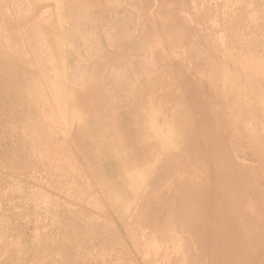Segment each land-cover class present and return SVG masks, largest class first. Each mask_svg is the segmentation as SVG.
I'll use <instances>...</instances> for the list:
<instances>
[{"label":"rangeland","instance_id":"obj_1","mask_svg":"<svg viewBox=\"0 0 264 264\" xmlns=\"http://www.w3.org/2000/svg\"><path fill=\"white\" fill-rule=\"evenodd\" d=\"M114 4L137 45L125 47L120 60L107 47L82 53L105 30L90 26L92 18ZM102 54L132 69L134 87L154 91L147 109L129 113L124 125L130 140H141L129 151L150 150L143 171H126L125 187L113 154L100 149L99 127L84 133L90 159L76 146L84 123L73 101L78 81H68L66 66L87 78L75 64L102 61ZM103 89L102 81L92 88ZM202 108L212 122L207 137L227 153L217 163L201 162L196 148ZM241 133L264 152V0H0V264H226L211 225L198 231L174 217L188 218L185 207L225 185L245 200L222 214L247 211L242 224H264L256 206L262 189L231 186L243 178L230 144ZM245 151L255 159L253 148ZM189 165L198 168L190 173ZM218 170L230 175L215 185ZM249 171L264 176V166ZM262 227L252 257L240 264L264 263Z\"/></svg>","mask_w":264,"mask_h":264},{"label":"bare ground","instance_id":"obj_2","mask_svg":"<svg viewBox=\"0 0 264 264\" xmlns=\"http://www.w3.org/2000/svg\"><path fill=\"white\" fill-rule=\"evenodd\" d=\"M90 5L91 4L88 2L84 4V7L86 9H90ZM91 22L92 25L90 26L95 25L97 27L99 26V23L103 24L102 26L105 29L103 30V33L107 35V38L106 40H104L103 43L107 47V51L109 55L116 58V60L122 59L123 50L125 47H128L129 45L132 46L137 45V41H135L133 38V29L130 27L131 24L129 25L130 21L125 16L120 14L118 4H114V6L110 9L104 7L100 8L98 13L96 14V18H92ZM90 26L89 28L91 29ZM111 56H105V58L102 61L99 60L98 62L95 63L78 62L75 64V68H82L85 74L87 75L86 78L87 81H85L86 83L83 84L84 86L78 82L77 87H75L74 91H72L73 101L78 106V109L80 111V117L82 118L84 123L82 125L83 132L81 134L84 139H80L83 140L84 142H82L81 144H76V146L78 147L79 150H81L83 154H85L90 159L92 152L89 150V145H85L87 142L85 136L87 134L84 133L89 131L91 127L92 128L99 127L104 137L103 142L105 141L104 142L105 145H102L100 149L106 150L107 152L106 151L105 152L106 154H109V156L110 155L112 156L113 154L114 158H109V159H113L115 161L118 168L116 170L119 175L116 177L120 178L119 180L122 182L121 186L125 187L127 185L130 186L129 181L126 180L125 173H127L130 170L133 175H136L139 173L138 171H143L144 166L148 162V156L150 155V150H145L142 152L141 150L129 151L128 149L131 148L132 144L134 145L136 141L140 142L141 140L138 137L135 138L136 140H133V138L132 140H130V138H128L125 135L124 125L129 121L128 115L132 111H135L136 114L143 113V110L146 108V106H143V104L147 101L146 100L147 98H151L154 91L152 89L148 91L147 89H143L144 92H142L141 89L134 87V79L136 77L131 71L128 70L129 67H127V65L122 67L114 65V63L116 62L113 63V59H111ZM101 75H103V77L100 79L99 77ZM101 81L102 83L105 84L106 89H103L102 92H98V93L97 91L92 90V88L96 84H100ZM59 95H60L59 91H56L57 98L60 97ZM160 97L165 99L163 95H161ZM198 115L200 117L199 118L200 129L199 132H197V134L199 135L200 133L201 139H200V143L196 144V148L197 150L199 149L201 162L205 161L206 158L209 157L210 160H212V162L217 163L220 159H225L227 157V153L223 150L215 151L217 146L219 145L217 140L214 139L213 137L214 135L207 137L206 133L208 132V130L211 129L212 122H210L208 117L206 116L204 108L199 110ZM186 132L187 129H184L182 131V135H184ZM247 138L248 137H245L241 133V135L238 134L237 136H235V139H233L230 142L234 150L232 151V155L235 156V158L239 162L237 164V170L239 171L241 176H243L242 179L234 180L233 183L231 182V186H234V188L237 189V188H243V186L245 185L249 187L251 192L256 191L258 188H261L262 194L258 197L257 200L258 202L256 203V206H257V212L262 213L264 212V206L261 203L262 202L261 200L264 198V176L263 174L260 173L256 175L253 174L250 175L249 170L260 167L262 168L264 166V152L262 153L261 151H259L258 148L259 146H257L256 142ZM223 145L225 146L226 144L223 143ZM246 148H250V149L253 148L255 159L250 158L249 153L248 154L246 153L245 155L244 152H246L245 151ZM251 159H253V161L249 163H254V164H247L248 163L247 161ZM204 164L205 167H207V164L206 163ZM210 165H214V164L211 163ZM107 167H108L107 165L104 166V169L107 170ZM197 168L198 167H196L195 165H189L186 170L190 173H193ZM228 175L230 174L227 170H220V171L218 170L214 175L213 183L215 185L220 184L223 180L226 179ZM190 181H191V185L196 186L197 180H190ZM219 190L218 191L216 190V192H212V193L208 192L206 194H203L204 196L200 200L201 201L200 205L197 206L193 204L191 207H185V210L187 211L188 214V218L186 217L184 219H179L178 217H174L177 218L175 224L177 225L186 224V226H194L198 229V231L200 230L205 231L203 227L206 226V224H209V226L211 225L210 228L211 227L213 228L212 229L213 233L216 232L215 234L218 235L217 237L219 238L218 241L220 242L221 252L224 254L225 257L228 258L226 259L227 260L226 264H240V260H242L243 258L247 257V259H249L252 257L253 246H257L258 242L261 240L262 231L260 230L263 229L262 226H264V224H259L255 226H250L249 224H242L246 219L245 216L247 214V211L246 213H240L236 215L231 214V216H226L222 214V210L225 207H232L233 205L241 204V202H243L245 198L243 196L231 195V193L228 190H226L225 185H223V188ZM200 192L201 190L195 189V191L190 193V195L194 199H196ZM213 199L214 201L211 202V200ZM208 200L210 202H208ZM183 203L184 202H178L177 205ZM194 210H197V212H199L198 210H200V214L204 213V216L194 215L193 213ZM189 214L190 215L193 214V215L190 216ZM209 220L210 223H208ZM223 221H225L226 224H221ZM260 227L262 229H260ZM252 234L254 238L253 241L250 242L249 237ZM196 235L200 237L199 238L200 240L201 232L200 234H196ZM262 251H264V247L262 248ZM190 261L192 262V260ZM262 262H264V257Z\"/></svg>","mask_w":264,"mask_h":264},{"label":"crops","instance_id":"obj_3","mask_svg":"<svg viewBox=\"0 0 264 264\" xmlns=\"http://www.w3.org/2000/svg\"><path fill=\"white\" fill-rule=\"evenodd\" d=\"M81 28H84V27H80L79 29H81ZM80 31V30H79ZM101 35V36H100ZM112 36V35H111ZM97 37H99V39H101V47H99L98 45L96 46L95 45V43H96V38ZM82 38H83V35H82ZM106 38H107V35L105 34V33H102V34H99V35H97V34H94V35H92V37L91 38H89V40H90V43H87V46H84V47H82V48H84V49H82V53L84 52L85 53V51H87L88 52V50L87 49H91L92 51H93V53H96V54H100V53H98V52H104L105 51V48H106V46L104 45V40H106ZM84 44V43H83ZM98 51V52H97ZM91 52V51H90ZM105 53V52H104ZM73 54V57H74V53H72ZM70 55L71 54H69V58H70ZM103 55V57L105 58V54H102ZM96 58V57H95ZM72 59V58H71ZM96 61V60H95ZM97 62V61H96ZM148 66H151L152 68H155L156 67V64H155V61H153V62H149V65ZM67 67V78H68V81L69 82H71V81H74L75 79L80 83V84H85L86 82L85 81H87L86 80V77L83 75V73H81V72H77L75 75H74V73H72V71H73V69H72V64H71V62L66 66ZM159 67V66H158ZM157 67V68H158ZM132 69H129V71H131ZM154 70H156V68L154 69ZM69 73H71V74H69ZM102 73V72H101ZM103 77V75H101L99 78L101 79ZM53 79V78H52ZM146 81V80H145ZM72 83V82H71ZM87 85V84H86ZM69 86L71 87V84L69 83ZM84 86V85H83ZM70 93V92H69ZM68 93V94H69ZM152 115H155L154 114V112H152ZM156 116V115H155ZM159 116H161V115H159ZM151 121V120H150Z\"/></svg>","mask_w":264,"mask_h":264}]
</instances>
